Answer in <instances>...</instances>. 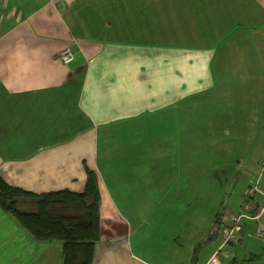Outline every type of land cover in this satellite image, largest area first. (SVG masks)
<instances>
[{"label":"crops","instance_id":"1","mask_svg":"<svg viewBox=\"0 0 264 264\" xmlns=\"http://www.w3.org/2000/svg\"><path fill=\"white\" fill-rule=\"evenodd\" d=\"M67 48L75 54L69 67L59 59ZM263 89L264 0H73L64 7L49 0H0V179L35 195L81 194L91 172L102 200L105 148L110 153L122 141L160 138L163 156L157 159L171 181H144L150 202L165 203L150 207L158 220L149 229L162 236L170 219L175 233L148 243V258L140 264H209L222 247L215 264H262L264 177L253 200L244 198L264 161V124H258ZM227 123H244L236 126L237 136L255 139L247 157L224 169L214 162L229 198L233 181L244 175L243 205L230 211L225 225L220 214L207 213V224L186 228L179 156L186 139L187 153L199 155L202 138L211 139L201 147L204 153L232 154L226 147L241 143L226 140L233 133ZM156 182L167 187L158 198ZM19 207L36 210L29 201ZM240 215L249 216L242 232L225 245L224 233ZM100 245L93 264H131L128 247L129 261L119 252L105 255ZM0 264H63L62 244L32 240L0 209Z\"/></svg>","mask_w":264,"mask_h":264},{"label":"rangeland","instance_id":"2","mask_svg":"<svg viewBox=\"0 0 264 264\" xmlns=\"http://www.w3.org/2000/svg\"><path fill=\"white\" fill-rule=\"evenodd\" d=\"M246 83L249 88H251L253 80H246ZM251 92L252 90L249 91V93ZM229 93L232 95L237 93V91H229ZM209 97V93H207L202 99L207 101ZM199 110L201 114L209 113L208 107H199ZM205 111H208V113ZM261 118L262 121L258 124H264V115L261 116ZM239 124H226L228 128H231L233 125L232 137L227 138L226 140L230 143H241L240 146H233V148L226 147V151L232 150V154L229 152L227 154L225 152L217 153V155H214L213 153H204V150L206 149L201 147L204 146L208 148L205 144L211 139L202 138L200 139V149H202V152L199 155H193L187 153L189 142L187 143L188 139H186L184 154L179 156L180 158L183 157V166L185 168L182 171V174L184 177V193L187 200L181 210L183 211V217H185L186 228L188 226L192 228L200 227L201 223L207 224V213L220 214L219 218H224L223 225H225V223L228 222L230 211H237L243 205V193L246 190L245 185L247 181L244 175L237 183L233 181L232 196L229 198L225 195L227 193L225 190L228 188V185H225V181L218 177L219 173H216V165L214 163L216 160L218 166H223L224 169V167L232 165L234 161L237 162V160H239L238 158L242 159L248 156L246 148L249 150L248 146L251 145L249 143L255 142V139L238 137L237 135H239V131L241 130L236 126H241L244 123ZM216 141L219 142V139H216ZM163 144L164 141L160 138L129 139V143L128 141L121 142V149L119 148V151L118 147L115 146L109 148L110 153L108 152L107 147L103 151V153H106L104 155L105 159H107V164L102 161L105 167H102L101 174L99 173L102 194V200L100 203L101 235L99 240L101 245L99 251H102L103 249V251L106 252L105 255L119 252V254L122 255L121 258H123V260H128L127 257H125L126 251H124V248L128 247V253L132 259L131 261H128L131 264H140V258H148V252L144 249L148 243H161L166 241V239H170L172 235H174L175 232L172 230V227L174 226H171L172 223H168L170 219L167 221L168 224L166 223L163 226L164 230H162V236L159 235L157 231L152 232V229H149V224L158 220L155 219L157 217H151V213H149L150 207L152 209L153 207L158 206L157 208L161 209L165 206V203H158L157 200V202H150V193L149 190L145 189L144 181H168L169 183L171 181V178H164L166 177V173L162 170L163 164L157 159V157L163 156L159 154ZM128 145L131 146L129 150L130 152L128 151ZM101 146L102 145L100 144L99 147ZM147 149H150L153 154H148ZM120 151L128 153L121 154ZM103 153L101 151L99 154L100 159L103 156ZM97 157L98 153L96 151V161ZM150 158H156V162ZM219 161L227 165L225 166ZM138 163L139 165H137ZM213 175L214 177L216 176V181L214 180ZM255 176L256 181L252 183L249 192L244 198L246 203H250L253 200V195L260 190V182L264 177V161H260L259 169L255 173ZM166 188L167 187H165L164 184L161 185L157 182L154 183L153 189L157 198L160 196L161 190H165ZM188 198H191V200ZM198 212L201 213L202 219L199 216L195 217L194 213ZM203 214L206 215L205 218ZM178 216H182L180 211ZM240 217H242V219H240L237 237L241 234L243 229V218L249 216L240 215L237 219ZM233 224L234 221L232 225ZM198 229L200 230L201 228ZM24 233L27 234L26 231H24ZM259 236V240L264 241V235L260 234ZM28 237L34 240L31 236L28 235ZM111 244H113L111 248L114 250L108 249ZM115 248H118V251H116ZM218 253L219 256H217ZM221 254L222 251L219 250L211 260L214 257H217V261L219 262ZM211 260L210 262H212ZM217 261H215V263H217Z\"/></svg>","mask_w":264,"mask_h":264},{"label":"trees","instance_id":"3","mask_svg":"<svg viewBox=\"0 0 264 264\" xmlns=\"http://www.w3.org/2000/svg\"><path fill=\"white\" fill-rule=\"evenodd\" d=\"M23 201H29L36 210L21 211ZM100 202L98 180L91 172L81 194L65 190L35 195L0 179L1 210L36 242L61 243L63 264H93L101 235Z\"/></svg>","mask_w":264,"mask_h":264},{"label":"built area","instance_id":"4","mask_svg":"<svg viewBox=\"0 0 264 264\" xmlns=\"http://www.w3.org/2000/svg\"><path fill=\"white\" fill-rule=\"evenodd\" d=\"M50 3L56 7H64L69 5L73 0H49ZM59 59L61 62L66 66H71L75 61V54L72 52L71 49L67 48L64 51H62L59 55ZM240 217L239 219L236 218L234 220V224L225 232V242L224 244H231L233 241L237 238L238 230H239V224H240ZM223 247L220 249L222 251ZM219 256V253L218 255ZM218 258L214 257L209 264H215V261H217Z\"/></svg>","mask_w":264,"mask_h":264}]
</instances>
